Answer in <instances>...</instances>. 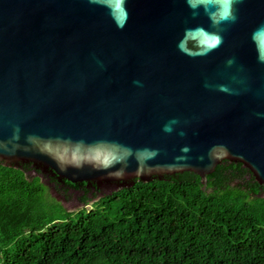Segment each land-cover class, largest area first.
<instances>
[{"label": "water", "instance_id": "95a60500", "mask_svg": "<svg viewBox=\"0 0 264 264\" xmlns=\"http://www.w3.org/2000/svg\"><path fill=\"white\" fill-rule=\"evenodd\" d=\"M222 11L0 0V161L107 193L184 172L206 189L225 160L264 185V0Z\"/></svg>", "mask_w": 264, "mask_h": 264}, {"label": "trees", "instance_id": "16d2710c", "mask_svg": "<svg viewBox=\"0 0 264 264\" xmlns=\"http://www.w3.org/2000/svg\"><path fill=\"white\" fill-rule=\"evenodd\" d=\"M21 166L0 161V264H264V185L242 164L110 193ZM49 188L94 201L71 212Z\"/></svg>", "mask_w": 264, "mask_h": 264}, {"label": "rangeland", "instance_id": "374dc122", "mask_svg": "<svg viewBox=\"0 0 264 264\" xmlns=\"http://www.w3.org/2000/svg\"><path fill=\"white\" fill-rule=\"evenodd\" d=\"M49 193L51 194V196L55 199H57L59 202H61L64 207L71 212L74 211H78L79 209L82 208H91V204L93 203L94 200L90 201L89 205L84 206L83 204H81L80 201H78V199H76L75 196L72 195V197L70 199H66V197L57 192L55 189L49 188ZM76 196H79L78 194H76ZM96 200V199H95Z\"/></svg>", "mask_w": 264, "mask_h": 264}, {"label": "clouds", "instance_id": "9594fccd", "mask_svg": "<svg viewBox=\"0 0 264 264\" xmlns=\"http://www.w3.org/2000/svg\"><path fill=\"white\" fill-rule=\"evenodd\" d=\"M235 0H215V3L223 9L222 14L220 15L219 21H213L214 24H218L220 21L228 20V19H234V17L231 15V8ZM192 7H196V4H192ZM213 35V39L216 43L219 42L220 37L218 35Z\"/></svg>", "mask_w": 264, "mask_h": 264}, {"label": "flooded vegetation", "instance_id": "af4514ba", "mask_svg": "<svg viewBox=\"0 0 264 264\" xmlns=\"http://www.w3.org/2000/svg\"><path fill=\"white\" fill-rule=\"evenodd\" d=\"M47 173H48V172H47ZM47 173H43V172H42V173L39 174V176L42 177V179H44V175H43V174H47ZM46 177H47V176H46ZM45 179H46V181L48 182L49 178H45ZM88 186H90V184L87 185V187H88ZM75 197H76V196H75ZM76 199H77V198H76Z\"/></svg>", "mask_w": 264, "mask_h": 264}]
</instances>
